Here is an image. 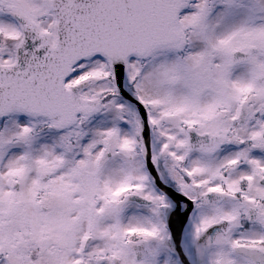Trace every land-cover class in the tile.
I'll return each mask as SVG.
<instances>
[{
  "label": "snow or ice",
  "instance_id": "1",
  "mask_svg": "<svg viewBox=\"0 0 264 264\" xmlns=\"http://www.w3.org/2000/svg\"><path fill=\"white\" fill-rule=\"evenodd\" d=\"M0 264H264V0H0Z\"/></svg>",
  "mask_w": 264,
  "mask_h": 264
}]
</instances>
